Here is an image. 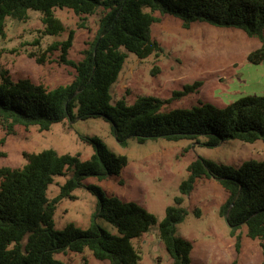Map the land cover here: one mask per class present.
Returning a JSON list of instances; mask_svg holds the SVG:
<instances>
[{"label":"trees","instance_id":"trees-1","mask_svg":"<svg viewBox=\"0 0 264 264\" xmlns=\"http://www.w3.org/2000/svg\"><path fill=\"white\" fill-rule=\"evenodd\" d=\"M55 8L70 9L81 18L99 12L97 33L77 61L67 57L73 29L66 39L48 47L59 48L60 61L75 69L65 84L48 87L30 78L13 80L7 69H0V127L6 135L13 134L16 126L46 131L64 120L103 118L122 146L129 139L144 143L159 138L186 139L206 147L228 139L264 142V95H244L222 107L200 101L190 107L165 109L170 99L150 95H139L132 103L124 98L111 102V87L127 52L146 58L161 51L151 36V26L163 15L179 19L186 29L195 22L240 29L260 41L247 60L263 62L264 0H0V34L7 17L25 21L28 11L35 10L41 14L42 33L58 36L65 27ZM37 60L42 61L43 55ZM84 139L93 150L87 158L49 147L23 151L21 166L0 167V264H62L56 253L85 250L109 264H139L133 240L148 232L157 218L134 201L106 195L99 185L84 184L88 177L103 180L119 174L127 164V157L110 150L101 138ZM4 142L5 137H1L0 156H5ZM186 170L174 203L166 206L157 225L171 264L191 262L192 242L177 235V225L187 215L185 196L202 178L216 180L226 191L219 214L230 234L236 236V246L240 237L236 231L245 226L246 235L258 239L264 256V160H245L236 166L197 156ZM66 174L69 176L58 194L50 198L47 192L54 178ZM81 187L96 196L88 225L80 228L68 222L56 229L53 216L57 203L72 198V192ZM102 221L117 232H111Z\"/></svg>","mask_w":264,"mask_h":264},{"label":"rangeland","instance_id":"rangeland-1","mask_svg":"<svg viewBox=\"0 0 264 264\" xmlns=\"http://www.w3.org/2000/svg\"><path fill=\"white\" fill-rule=\"evenodd\" d=\"M65 31L58 36L44 35L39 11L29 10L25 21L7 17L3 34H0V69H7L13 80L30 78L48 87L69 82L75 69L60 61V49L47 50L54 41L67 38L74 30L68 59L82 58L83 50L94 39L99 12L84 18L67 8H55ZM151 26V36L159 42L161 51L146 58L127 52L117 80L111 87L112 103L124 98L132 103L139 95L170 99L165 109L190 107L198 102H209L222 107L244 95H264V61L258 64L247 60V54L260 45L257 38L242 30L212 26L195 22L183 28L179 19L163 15ZM38 40L37 43L35 40ZM38 61L37 58L42 57ZM188 86V87H186ZM101 138L110 150L127 157V164L119 174L106 179L88 177L84 184L99 185L106 195L125 201H134L152 212L157 223L148 232L133 240L140 254L139 264H171L158 235V222L166 206L174 203L178 186L187 174V165L197 156L217 163L239 165L245 160H264V142L252 143L237 139L222 141L218 146L206 147L190 140H148L139 143L129 139L120 145L110 132V123L103 118L64 120L49 130L36 126H16L14 133L6 135L0 127V138L5 137L0 156V167H17L24 163L23 151L36 152L54 148L60 153H79L87 158L93 152L84 137ZM69 174L57 176L48 188L50 198L56 196L60 185ZM227 197L226 191L214 179H198L192 191L185 196V219L177 225V235L192 242L190 264H264L258 239L246 235V227L230 234L229 227L219 214ZM96 196L86 188L72 192V198H63L54 212L56 229L68 222L85 228L94 212ZM111 232L116 228L102 221ZM62 264H109L96 259L89 250L82 253H56Z\"/></svg>","mask_w":264,"mask_h":264}]
</instances>
